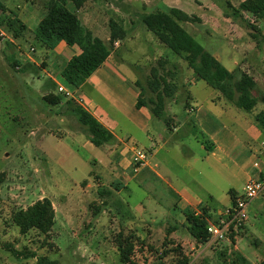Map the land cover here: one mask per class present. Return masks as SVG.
<instances>
[{
    "label": "rangeland",
    "instance_id": "obj_1",
    "mask_svg": "<svg viewBox=\"0 0 264 264\" xmlns=\"http://www.w3.org/2000/svg\"><path fill=\"white\" fill-rule=\"evenodd\" d=\"M0 1L6 8L4 11L0 10V179L2 180L0 264H36L37 262V258L15 257L8 246L19 252H35L37 256H44L58 264H121L119 239L130 234L137 236L136 232L126 226L130 210L126 202L131 205L132 212L138 209L137 207L134 209V206L142 202L148 211L138 222L139 227L145 221L151 223L158 233L169 226L180 225L182 212L179 208L171 206L173 200L169 197L167 189L153 175L155 181H152L151 187H146L144 190L137 189V193L131 194L130 198L125 196L126 193L122 195L121 200L126 202L125 205L116 206L119 212H116V207L113 206L112 211H107L106 215L96 217L95 210L91 208L94 206H90L92 201L88 200L73 209L74 212L69 215L72 227H67L68 221L65 220L61 197L67 194L71 198L77 197L76 191L80 185L78 184L75 189L74 181L87 177L89 168L96 171L93 163L85 165L79 162V156L84 152L77 148L76 144H65L72 149L75 156L70 154L68 147L58 144V137H65V132L69 129L86 130L72 115L66 104L67 100H73L80 105L83 102L76 93L67 96L66 93L59 92L57 87L51 88L47 76V69L50 66L47 49L27 29L21 32L18 31V24L15 27L9 25L14 18L21 20L19 16L23 14V9L31 11L33 20H39L42 17V7L47 0ZM62 1L66 3V0ZM182 1L186 5L183 8L185 13L204 18L183 23V27L228 71H249L257 79L255 95L260 103H264V62H262L264 61V22L249 13L234 11L239 10L243 0ZM96 2L89 0L77 17L82 20L87 15L93 14L98 18L99 22L104 24V28H98V35L93 38L107 42L110 37V20L121 14L128 35L119 43L116 51L113 48V60H123L118 62L123 73L132 72L129 65L134 67L136 74L132 73L136 78L138 77V82L145 89L140 99L147 104L150 98L155 99L156 96L149 90L148 80L151 78L152 70L159 68L160 73L169 75L167 79L178 87L175 93L178 105L175 108L179 117H188L184 110L188 96L187 88L194 100L215 108L212 99L217 91L202 80L190 85V80L195 77L191 75L184 59L162 45L142 23L143 15L168 11L176 6L178 0L128 2L98 0V3ZM200 4L213 12H206ZM68 8L75 11L73 5H68ZM122 12L128 13L129 16L124 17L125 14ZM21 22L23 23L22 20ZM37 24L38 22H34L29 25L30 28H36ZM161 60L166 61L164 70L159 65ZM247 63L251 66L246 67ZM136 87L137 92H141L140 86ZM87 93L97 105L109 113L111 118L116 117L108 108L106 98L103 99L95 92ZM45 96L62 97V102L56 106L51 105L44 99ZM260 109L259 105L255 111L260 112ZM193 117L191 116L190 119ZM160 123L161 119L156 117L153 124L158 126ZM152 128L154 130V126ZM195 128L196 130L192 132L193 137L180 138L185 145L182 150H174L172 153V157L180 163H185L186 157L194 155L190 150L197 153L198 158H202L203 152L199 151L200 144L197 142L205 136L199 127ZM65 141L71 140L65 138ZM137 143L139 149L149 154V162L153 169L161 174V156L165 154L161 153L158 146L153 147L144 139ZM90 154L96 155V151L88 152V155ZM209 170L205 163L199 161L187 170L188 172L177 171V175L184 182L192 185L194 178L204 181V176ZM48 196L53 199L56 207L48 234L37 231L21 234L13 222L14 215ZM151 201L154 206L150 208ZM97 204L101 205L98 209L99 215L102 214V209L108 210L109 205L98 202ZM248 214L249 219L237 237L236 245L239 249L235 248L229 238L213 243L201 256L200 264H225L233 259L236 253L246 256L251 264L261 262L264 257V194L250 204ZM135 216L138 217L136 213ZM216 220L213 217L210 222L214 223ZM82 222L87 225L83 226ZM159 234L155 241L151 240L153 239L151 233H148L150 238H139L134 241L132 253L134 263L178 264L179 258L176 256L175 248H170L166 241H161V233ZM181 234L185 242L193 241L187 231L184 233L182 231ZM200 248L204 247L200 245ZM181 249L189 258L197 255L193 246L186 245Z\"/></svg>",
    "mask_w": 264,
    "mask_h": 264
},
{
    "label": "crops",
    "instance_id": "obj_2",
    "mask_svg": "<svg viewBox=\"0 0 264 264\" xmlns=\"http://www.w3.org/2000/svg\"><path fill=\"white\" fill-rule=\"evenodd\" d=\"M125 1L128 2L130 0ZM61 2L66 7L72 5L71 0H66V3L62 0ZM96 3H98V0ZM176 3V6L171 9L175 8L185 12L183 9L186 6L185 2L178 0ZM200 7L204 10L206 9V12H213L204 8L203 5ZM82 9L83 7L75 10V14L78 16ZM122 13L125 14L124 17L129 16L126 12ZM32 15L31 11L23 9V14L19 16L30 34H33L35 28H30L29 24L39 23L41 19L33 20ZM120 15L115 17L114 21L122 24L128 35L127 27L124 25ZM197 18L204 19L202 17ZM78 20L84 33L90 34L92 37L98 35V28H104V24L100 23L93 14L87 15L82 20L78 18ZM132 34H134L133 31ZM119 43L121 41L115 43L114 51L118 49ZM46 53L49 58L50 66L47 69V76L50 81L54 82L57 88L63 86L65 89L76 93L79 98H84L86 101L89 100L90 103L87 102L88 106H84L85 109L114 136L112 142L100 147L95 146L91 142V136L87 130L69 129L65 132V137H58V144H62L63 147L67 148L68 146L65 144L68 143L76 144L77 148L84 152L83 155L80 154L79 156L80 163L85 165L93 163L96 167V171L89 168L87 177L77 182L74 181L75 189L78 184L80 185L76 191L78 193L77 197L71 198L69 194L61 197L65 220L68 221V226H66L68 228L72 227L69 215L74 212V208L81 206L84 202L92 201L90 206H94L91 208L95 210L94 214L96 212V217L106 215L107 211H112L113 206L125 205L126 201L121 200L123 194L126 193L125 196L130 198L131 194L137 193V189L144 190L146 187H151L152 181H155L154 175L155 179H159L161 185L167 189L169 197L172 198L171 206L179 208L182 212L180 225H172L164 230L161 229V232H159L161 233V241H166L171 246L170 248L184 247L186 245L193 246V249L197 251V255L190 258V264H200L201 256L211 245L208 243L204 245L198 244L192 236L193 241L185 242L183 240L182 231L183 233L185 231L189 233L184 213L189 211L198 215L204 212L205 215H210L218 221L226 208L232 204V198L242 193L246 183L251 178L264 176V130L254 121V116L259 113V109L256 111L254 109L251 113L238 109L218 92L212 99L215 108H210L194 100L187 88L188 96L184 110L188 117L181 118L178 116L175 108L178 103L176 95H174L173 98L166 102L164 119L167 122L165 123L161 119V123L155 126L153 123L156 117L149 108H137L140 91L137 92L136 87L138 77L136 78L132 73L136 74L134 67L129 65L128 67L132 72L128 73L126 71L123 73V69H120L121 65H118V62H123V60H113V52L81 88H75L70 85L61 75L63 64L73 56L79 55L81 53L80 49L77 46H68L66 43L60 42L54 50H46ZM248 63L246 67L251 66ZM189 70L191 75L195 77L192 70L190 68ZM246 73L257 83V79L249 71ZM126 74L131 76L128 77ZM196 81L198 79L193 78V80H190V85ZM87 92H95L103 99L106 98L109 104L108 108L114 112L116 117L111 118L109 113L88 96ZM259 105L260 110L264 111V103L258 102L257 106ZM191 108L193 112L190 114L189 109ZM217 108L219 109L216 110ZM189 114L194 116L193 119H190L191 116ZM151 124H153L154 130ZM195 127H199L205 136L204 139L196 137V139H199L197 142V144H200L199 151L203 152L202 158H198L196 156L197 153L190 150V153L194 155L186 157L185 163H180L179 160L172 157V153L174 150H182L185 145L183 144V139L180 138L182 136L193 137L192 132L196 130ZM65 138L71 140L70 142L72 143L65 141ZM143 139L145 142L152 144L153 147L158 146L161 153L165 154V156H161V174L153 169L151 162L138 172L133 171L130 162L131 146H137V142ZM66 148L64 149L67 150ZM68 151H71L70 154L76 155L69 147ZM90 151H96V155H88ZM199 161L205 163L210 169L205 174L204 181L194 178L192 180L194 184L191 185L184 182L177 175V171L188 172L187 170ZM46 198L51 200L55 211L56 207H54L53 199L49 196ZM97 202L109 205L107 206L108 210L102 209V214L99 215L98 209H100L101 205H98ZM126 205L130 209L128 212L129 221L126 224L128 229L136 232L140 239L150 238L148 233H151V238L153 237L151 240L155 241L160 234L153 229L151 223L144 221L142 226L139 227L138 222L143 218V214L148 211L143 203H137L134 209L135 207L138 209L134 212L131 211V205L128 202H126ZM149 206L150 208L153 207L154 203L151 201ZM115 210L116 212L120 211L118 207ZM135 213L138 217L135 216ZM185 223H187L186 226ZM82 225L86 226L87 224L82 222ZM195 244L197 245L195 246ZM200 245L204 248H200ZM235 248L239 249L237 245H235ZM241 256L249 261L243 254Z\"/></svg>",
    "mask_w": 264,
    "mask_h": 264
},
{
    "label": "trees",
    "instance_id": "obj_3",
    "mask_svg": "<svg viewBox=\"0 0 264 264\" xmlns=\"http://www.w3.org/2000/svg\"><path fill=\"white\" fill-rule=\"evenodd\" d=\"M88 1L71 0L75 10L84 7ZM0 10H6L5 5L1 1ZM234 11L236 13L237 11L249 13L264 22V0H245L240 4L239 10ZM141 19L145 28L153 33L161 44L170 49L175 55L184 59L196 79L204 81L236 108L248 113H251L255 109L259 100L255 95L257 83L254 79L241 70L228 71L216 57L207 51L183 27V23L198 21L196 16L188 15L179 9L173 8L168 11L148 13L143 15ZM17 24L19 25L18 31L22 32L27 29L25 24L16 18L12 19L9 25L15 27ZM109 28L110 37L107 42L94 39L90 34L84 33L75 11L66 7L61 0H47L42 7V17L33 35L49 51L54 50L60 42H64L68 46H77L80 49L81 53L79 55L73 56L63 64L61 75L70 85L75 88H81L89 77L107 61L113 52L115 43L123 41L127 36V32L122 24L114 20H110ZM165 63V60L159 62L163 70ZM168 76L165 73H160L159 68L152 70L151 78L148 80V87L150 92L156 97L155 99L150 98L148 104L140 99L144 95V87L139 82L137 84L141 89L137 108L148 107L155 117L164 120L165 123L167 122L164 119L166 102L173 98L178 88L174 82L167 79ZM50 85L51 88L56 87L54 82L51 81ZM44 99L54 106L62 102V97L59 96H45ZM66 104L72 115L89 132L91 142L95 146L100 147L113 141V134L82 105L77 104L73 100H67ZM254 121L264 130V111L257 113L254 116ZM1 183L2 180L0 179V186ZM235 197L232 198L233 201ZM53 214L54 208L51 200L43 198L28 207L25 211L17 212L13 217V222L23 235L31 231L48 234ZM184 214L191 236L198 244L208 243L210 240L208 226L211 223L212 216L205 215L204 212L196 215L187 211ZM215 222L218 221L216 220ZM239 232L233 226L231 227L228 238L231 239L233 245H236ZM130 235L118 241L121 264H136L132 260V253L135 246L134 241L139 240V238ZM7 248L17 258H37L36 264H58L56 261L49 260L44 256H37L35 252H19L12 247L8 246ZM181 248L176 247L174 250L177 258H179L178 264H190V258L183 253ZM225 264L251 263L236 253L233 259H230ZM259 264H264V257Z\"/></svg>",
    "mask_w": 264,
    "mask_h": 264
},
{
    "label": "built area",
    "instance_id": "obj_4",
    "mask_svg": "<svg viewBox=\"0 0 264 264\" xmlns=\"http://www.w3.org/2000/svg\"><path fill=\"white\" fill-rule=\"evenodd\" d=\"M59 92L66 93L67 96H73V91L65 89L63 86L58 87ZM82 106L88 105L84 98H80ZM85 108V107H84ZM189 112H193L190 109ZM149 154L137 146H131L130 162L134 172H138L149 163ZM257 165V164H256ZM264 194V176L251 178L245 185L241 194L235 197L233 203L226 208L218 222L210 223L208 233L210 234L209 245L228 239L231 227L236 231L249 219L248 209L250 204L258 197Z\"/></svg>",
    "mask_w": 264,
    "mask_h": 264
}]
</instances>
